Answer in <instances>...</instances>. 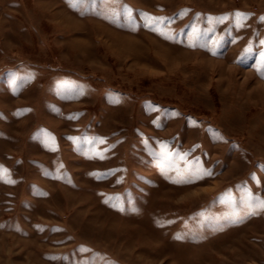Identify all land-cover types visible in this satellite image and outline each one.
<instances>
[{"label": "rangeland", "instance_id": "1", "mask_svg": "<svg viewBox=\"0 0 264 264\" xmlns=\"http://www.w3.org/2000/svg\"><path fill=\"white\" fill-rule=\"evenodd\" d=\"M262 42L264 0H0V264H264Z\"/></svg>", "mask_w": 264, "mask_h": 264}, {"label": "snow or ice", "instance_id": "2", "mask_svg": "<svg viewBox=\"0 0 264 264\" xmlns=\"http://www.w3.org/2000/svg\"><path fill=\"white\" fill-rule=\"evenodd\" d=\"M243 15L244 14H239V13L237 14L238 17H243ZM262 43H264V42H262ZM249 51H251V49H249ZM260 57H261V66L264 67V53H261ZM259 206L261 208H264V201H260Z\"/></svg>", "mask_w": 264, "mask_h": 264}]
</instances>
